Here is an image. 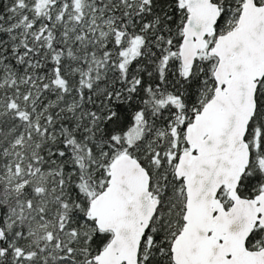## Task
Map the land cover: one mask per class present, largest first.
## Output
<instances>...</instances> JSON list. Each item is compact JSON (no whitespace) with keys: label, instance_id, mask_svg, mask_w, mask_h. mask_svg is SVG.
I'll list each match as a JSON object with an SVG mask.
<instances>
[{"label":"snow or ice","instance_id":"snow-or-ice-1","mask_svg":"<svg viewBox=\"0 0 264 264\" xmlns=\"http://www.w3.org/2000/svg\"><path fill=\"white\" fill-rule=\"evenodd\" d=\"M0 264H264V0H0Z\"/></svg>","mask_w":264,"mask_h":264}]
</instances>
